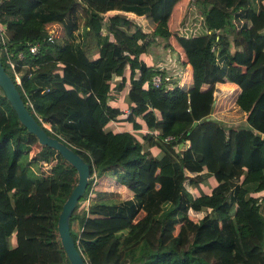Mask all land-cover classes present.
<instances>
[{
    "label": "trees",
    "instance_id": "trees-1",
    "mask_svg": "<svg viewBox=\"0 0 264 264\" xmlns=\"http://www.w3.org/2000/svg\"><path fill=\"white\" fill-rule=\"evenodd\" d=\"M88 1L0 0L19 83L0 50L2 66L35 120L88 164L69 216L85 264H264L263 0L257 12L248 0ZM51 21L63 34L49 42ZM156 37L189 64L188 79L150 83L142 54ZM223 81L238 86L233 118L204 110L203 89ZM111 120L144 123L143 141ZM55 157L52 176L37 178L33 165ZM75 182L74 167L37 143L0 89V264H68L56 219ZM205 195L215 208L194 218Z\"/></svg>",
    "mask_w": 264,
    "mask_h": 264
},
{
    "label": "water",
    "instance_id": "water-1",
    "mask_svg": "<svg viewBox=\"0 0 264 264\" xmlns=\"http://www.w3.org/2000/svg\"><path fill=\"white\" fill-rule=\"evenodd\" d=\"M0 89L10 106L14 110L17 119L25 127L26 131L35 135L37 143L54 148L60 156L70 163L76 171V182L63 200L56 219V229L60 244L64 250L68 264H85L80 251L77 249L70 234L69 216L83 194L89 178L88 164L68 144L56 136L47 133L33 115L28 111L21 99L11 77L0 62ZM264 137V134L262 135ZM181 144H178L180 146Z\"/></svg>",
    "mask_w": 264,
    "mask_h": 264
},
{
    "label": "rangeland",
    "instance_id": "rangeland-1",
    "mask_svg": "<svg viewBox=\"0 0 264 264\" xmlns=\"http://www.w3.org/2000/svg\"><path fill=\"white\" fill-rule=\"evenodd\" d=\"M88 2L93 5H99L96 0H89ZM58 28H59V32L57 34V37H60L62 33V29H61V24L59 23H58ZM59 34L60 36H58ZM163 43L164 41L161 38L156 37L155 43H153L147 48L146 52L142 54V57H144L143 60L145 61V63L148 65H151L154 69L157 70L160 68V69H163L164 71H167L172 77L171 79L172 83H174L176 79L184 78L185 69L184 67L182 68L180 66L174 49L164 46ZM203 90L204 91L202 94V100L204 103V110L207 115H210L212 112H215L217 109H221L224 112L223 114H225L226 116L231 115L232 118L234 117L236 111L233 108L229 111L227 109L228 106L232 107L230 105L232 101L230 96L232 95V93H230L231 90L229 88L224 89L221 92L220 89L217 88L216 85L214 84L211 87H205ZM43 125L48 127L47 123H43ZM127 126H128L127 128L130 129V125L127 124ZM143 131H144L143 129L134 130L135 134L137 135L139 139L142 138L141 132ZM141 140L143 141V139ZM37 149H38V146L36 144H33L31 146L29 153L32 154ZM57 159L58 158L55 157L51 159L49 162H40V163H37V165H33V172L36 175V177L37 178H47V177L52 176L49 168H50V165L53 164ZM107 173H108L107 175L110 177L114 176V173L112 171H108ZM206 182L209 183L210 185L209 179ZM206 182L205 184H207ZM121 191L123 195V193L126 190L122 189ZM196 201L199 202L200 211H198L197 214H192L194 218H196L197 215L200 213L209 212V211L214 210L215 208V202L208 195H205L202 198H197ZM260 202L261 203H260L259 210L262 214H264V200H260ZM85 203H86V199L80 201L79 207L81 205H85ZM249 221H251L254 224L255 219L253 218L252 215L249 216ZM254 226L255 227L257 226L256 231L258 233V238H262L261 225L259 227L257 223V225L255 224ZM70 227L73 232H77L78 230L77 220L73 219L71 221Z\"/></svg>",
    "mask_w": 264,
    "mask_h": 264
},
{
    "label": "built area",
    "instance_id": "built-area-1",
    "mask_svg": "<svg viewBox=\"0 0 264 264\" xmlns=\"http://www.w3.org/2000/svg\"><path fill=\"white\" fill-rule=\"evenodd\" d=\"M58 23L56 21L47 22L44 24L43 28L46 31V37L45 39L49 42H52L55 37H57V34L59 32ZM60 24V23H59ZM62 29V28H61ZM63 34V31L61 35ZM60 36V34L58 35ZM39 42L30 43L28 45V50L30 53L34 54L37 52V49L39 48ZM0 50L4 53V61L7 64V68L12 72L13 77L16 82L19 83V74L15 69V61L12 59L13 53L7 48L6 44V36L4 34V25L0 22ZM16 57H21V52L16 53ZM172 77L163 69H155L153 74L150 76V83L153 86L161 85L162 83L171 85Z\"/></svg>",
    "mask_w": 264,
    "mask_h": 264
},
{
    "label": "crops",
    "instance_id": "crops-1",
    "mask_svg": "<svg viewBox=\"0 0 264 264\" xmlns=\"http://www.w3.org/2000/svg\"><path fill=\"white\" fill-rule=\"evenodd\" d=\"M263 3H264V0H263ZM248 4H249V6L251 7V9L253 10V11H255V12H257L258 11V9H259V3H258V0H248ZM153 43H155V41L153 42ZM152 43V44H153ZM151 44V45H152ZM148 52V51H147ZM150 53V52H149ZM144 54V53H143ZM151 54V53H150ZM143 59H144V57H142ZM181 66V65H180ZM182 67V66H181ZM184 69H185V76H184V79H188L189 77H190V71H191V69H190V66H189V64H185L184 66ZM182 67V68H183ZM215 85H216V87L217 88H219L220 89V91L222 92L224 89H227V88H229L230 90H232V91H235L237 88H238V86L236 85V84H234L233 82H229V81H223V82H217V83H215ZM113 95H115V97L113 96V98L112 99H110V103L111 104H114V105H116V106H118L119 108H120V110H121V113H120V115H126L127 113H128V105H127V103L124 101V98H123V95H121V94H117V93H113ZM112 121V120H111ZM113 122V121H112ZM127 124H129L130 125V129H128L127 127ZM113 125H114V128L116 129V130H121V129H125V130H129V131H131V132H134V130L132 129V127H131V123L130 122H127V121H114L113 122ZM140 129H143L144 131L143 132H145V131H147V129H146V127H145V125H144V123H142L141 124V127L138 129V130H140ZM106 175L108 174L107 172L105 173ZM209 179V182H210V185H209V183H207V184H205V186H207L208 188L210 187V186H212V184L214 183V180H213V178L212 177H208L207 179H206V181Z\"/></svg>",
    "mask_w": 264,
    "mask_h": 264
}]
</instances>
